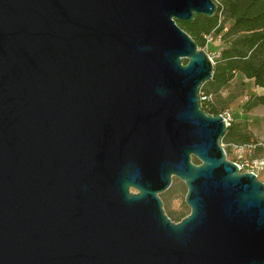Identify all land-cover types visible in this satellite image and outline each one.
I'll use <instances>...</instances> for the list:
<instances>
[{
	"label": "water",
	"instance_id": "water-1",
	"mask_svg": "<svg viewBox=\"0 0 264 264\" xmlns=\"http://www.w3.org/2000/svg\"><path fill=\"white\" fill-rule=\"evenodd\" d=\"M216 8L0 0V264H264V183L227 159L212 60L176 23Z\"/></svg>",
	"mask_w": 264,
	"mask_h": 264
},
{
	"label": "trees",
	"instance_id": "trees-1",
	"mask_svg": "<svg viewBox=\"0 0 264 264\" xmlns=\"http://www.w3.org/2000/svg\"><path fill=\"white\" fill-rule=\"evenodd\" d=\"M213 1L217 8L212 17L201 15L188 22L176 23L200 49L207 44L208 37L220 40L217 59L212 62L211 78L204 81L198 90L201 110L208 115L219 116L225 113L219 93L236 74L264 89V0ZM255 107L263 110L264 122V93L250 96L244 105L247 111ZM227 126L220 138L225 154L231 146L257 143L244 120H230ZM192 161L198 163L195 158Z\"/></svg>",
	"mask_w": 264,
	"mask_h": 264
},
{
	"label": "rangeland",
	"instance_id": "rangeland-1",
	"mask_svg": "<svg viewBox=\"0 0 264 264\" xmlns=\"http://www.w3.org/2000/svg\"><path fill=\"white\" fill-rule=\"evenodd\" d=\"M221 45L220 40L214 37H208L207 44L202 48L207 52L212 62L217 59L218 47ZM264 89L257 88L252 80L243 79L240 75H235L232 82L222 91L219 96L223 101L225 111L229 115L230 120L242 122L244 120L248 127V131L252 134V139L259 145L250 152L247 158H262L264 157V122L263 110L260 107H255L245 110L244 105L248 98L253 95L263 94ZM227 159L235 162L237 156L232 150V146L226 152ZM258 179L264 183V172L261 173ZM187 188L183 182L177 177H172L169 188L159 194V199L163 202V210L167 217L173 222H178L181 218L189 213V208L184 201Z\"/></svg>",
	"mask_w": 264,
	"mask_h": 264
},
{
	"label": "built area",
	"instance_id": "built-area-1",
	"mask_svg": "<svg viewBox=\"0 0 264 264\" xmlns=\"http://www.w3.org/2000/svg\"><path fill=\"white\" fill-rule=\"evenodd\" d=\"M224 118L226 125H228L230 118L227 113L221 114ZM258 143H249L248 145H235L232 146V150L234 154L237 156V159L234 164H236L238 170L242 172H253L258 178L261 173L264 172V157L262 158H247L245 153L249 156L250 152H252Z\"/></svg>",
	"mask_w": 264,
	"mask_h": 264
}]
</instances>
